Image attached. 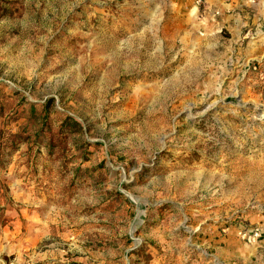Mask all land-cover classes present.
<instances>
[{"label": "rangeland", "instance_id": "374dc122", "mask_svg": "<svg viewBox=\"0 0 264 264\" xmlns=\"http://www.w3.org/2000/svg\"><path fill=\"white\" fill-rule=\"evenodd\" d=\"M193 6L0 0L5 253L264 264V57Z\"/></svg>", "mask_w": 264, "mask_h": 264}, {"label": "crops", "instance_id": "0c3cea01", "mask_svg": "<svg viewBox=\"0 0 264 264\" xmlns=\"http://www.w3.org/2000/svg\"><path fill=\"white\" fill-rule=\"evenodd\" d=\"M189 16L196 21L198 34L207 35L224 30L234 41L239 42L245 57L250 60L264 57V0H204L202 9L191 7ZM203 21L206 22L205 27H202ZM208 28L212 31L209 32ZM254 249L255 259L258 258L262 263L264 243L260 241ZM80 260L79 257L53 251L13 254L5 253L4 248H0V264H85L80 263Z\"/></svg>", "mask_w": 264, "mask_h": 264}, {"label": "built area", "instance_id": "2783aa9c", "mask_svg": "<svg viewBox=\"0 0 264 264\" xmlns=\"http://www.w3.org/2000/svg\"><path fill=\"white\" fill-rule=\"evenodd\" d=\"M194 7L200 8L203 5L204 0H193ZM240 238L248 244H254L258 240H261L264 243V231L260 229H253L249 231H240ZM8 264H13L9 262Z\"/></svg>", "mask_w": 264, "mask_h": 264}, {"label": "bare ground", "instance_id": "6f19581e", "mask_svg": "<svg viewBox=\"0 0 264 264\" xmlns=\"http://www.w3.org/2000/svg\"><path fill=\"white\" fill-rule=\"evenodd\" d=\"M104 46H106V44H105ZM108 46H110V44H109ZM122 48H123V47L121 46V49H122ZM111 49H113V48H111ZM113 58H115V56H113ZM113 58H112V60H113ZM126 91L128 92V88H126Z\"/></svg>", "mask_w": 264, "mask_h": 264}]
</instances>
